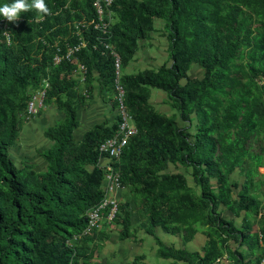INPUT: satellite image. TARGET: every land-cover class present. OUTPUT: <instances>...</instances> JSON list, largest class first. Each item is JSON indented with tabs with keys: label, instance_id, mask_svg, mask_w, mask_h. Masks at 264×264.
Here are the masks:
<instances>
[{
	"label": "trees",
	"instance_id": "1",
	"mask_svg": "<svg viewBox=\"0 0 264 264\" xmlns=\"http://www.w3.org/2000/svg\"><path fill=\"white\" fill-rule=\"evenodd\" d=\"M13 2L0 0V7ZM45 3L47 15L30 9L14 23L0 16V264H89L83 247L67 241L82 232L85 212L102 196L97 147L117 129V122L95 125L81 141L74 140L76 106L83 98L73 77L76 64L53 66L51 60L55 45L64 50L77 42L73 23L81 11L86 9L88 17L94 11L90 0L68 9L65 0ZM111 11L116 22L109 34L82 31L87 44L77 59L87 81L97 73L113 89L114 58L103 43L113 46L122 68L156 32L166 41L168 55V64L157 70L120 71L124 105L136 127L115 165L124 192L131 194L119 202L114 221L120 238L128 237L135 205L163 259L210 264L225 253L232 264H261L264 251L251 261L237 247L246 244L253 255L264 247V216L260 237L252 239L248 224L237 228L221 210L224 206L245 218L258 214L254 179L264 184L258 173L264 169V149L251 152L250 147L264 140V0H114ZM193 67L201 77L191 75ZM44 79L50 83L48 104L65 118L47 133L53 144L42 154L45 171L35 172L28 164L17 169L9 150L25 123L30 94ZM151 91L164 96L171 114L154 108ZM237 170L244 189L232 198L230 180ZM156 227L181 233L185 244L206 228L212 258L165 246Z\"/></svg>",
	"mask_w": 264,
	"mask_h": 264
},
{
	"label": "crops",
	"instance_id": "2",
	"mask_svg": "<svg viewBox=\"0 0 264 264\" xmlns=\"http://www.w3.org/2000/svg\"><path fill=\"white\" fill-rule=\"evenodd\" d=\"M138 66H135V64ZM168 64L167 44L161 33L156 32L151 36L150 41L141 42L139 49L136 51L133 58L122 69V74H135L144 70H157L162 65ZM195 68H192L191 72ZM77 78V75H75ZM74 77V78H75ZM80 89L82 86L78 85ZM86 87L89 89V98H80L79 104L76 106V120L77 127L73 132V138L76 142L81 141L83 135L93 128L95 125H104L111 127L117 122V112L114 105L113 93L111 89L104 86L100 80L99 75L95 73L92 75ZM164 96L158 91H151L150 101L154 108L161 113L165 110L156 108V104H164ZM166 106H168L166 104ZM65 118L64 113L56 107L53 103L49 102L47 108L41 112L39 116L29 122L23 124L19 131L18 138L9 150V157L14 166L19 169L25 164L30 165L35 172H44L46 163L42 158V154L51 148L52 141L47 137V133L59 125ZM101 164L106 163L105 159L100 161ZM261 169V168H260ZM124 189L117 191L115 194L119 202L123 201ZM244 217V216H243ZM145 223V221H144ZM143 223V225H144ZM131 224L139 226V219L134 211V205H131ZM114 225V224H113ZM107 226L103 230V234H110L108 240H104L103 248L101 250L102 257H112L124 249V253L132 252L138 256H143V261H147V256H156L157 247L154 239L145 233L139 237L134 238L132 241H118V237L114 236V226ZM142 225V223H141ZM118 229V227H117ZM154 233L162 243L167 247H174L176 249L182 248L181 237L178 234L164 233L160 228L153 229ZM115 233V234H114ZM203 232H198V234ZM118 235V234H116ZM203 242V239L194 235L193 239L185 246L190 247L192 243ZM194 252V250L192 251ZM100 258V257H99ZM104 260V258H102ZM166 261L171 264L169 260ZM163 263V262H162ZM111 264H114L113 262Z\"/></svg>",
	"mask_w": 264,
	"mask_h": 264
},
{
	"label": "built area",
	"instance_id": "3",
	"mask_svg": "<svg viewBox=\"0 0 264 264\" xmlns=\"http://www.w3.org/2000/svg\"><path fill=\"white\" fill-rule=\"evenodd\" d=\"M113 1L114 0H90L94 16L88 17L86 9H83V12L81 11L80 13V19L73 23L75 29L74 35L77 38V42L73 45H65L64 50H61L55 45L56 50L52 56V65L58 66L62 62L76 64L73 77L77 75L75 79L78 85L82 86L80 94L85 99L89 98V89L86 87V69L77 59V54L81 49L85 48L87 44L82 31L92 28L93 31L98 32L102 36L109 34L111 27L110 23L114 16L111 11ZM75 2H80V0H65L64 9H68L69 6ZM96 40L100 41L101 38L97 37ZM102 45L114 58L115 78L113 80V89L118 118L117 129L112 137L106 139L97 147V167L103 171L101 184L102 196L97 204L90 207L85 212L86 226L80 234L75 235L72 240L67 241L70 247L85 238L93 239V242H96V239L103 232L104 228L114 224L119 212V200L115 194L117 191L123 190L120 174L115 165L119 163L129 140L136 134L133 118L124 105V90L120 84V58L112 45L106 43ZM93 46L95 48V45ZM49 89L50 83L48 79H44L40 87L31 92L24 110L25 123L39 116L41 112L47 108L49 105L47 102ZM102 159H105L106 163L101 164L100 161ZM263 260L261 264L264 263ZM69 264H73V262ZM78 264H81L80 260H78Z\"/></svg>",
	"mask_w": 264,
	"mask_h": 264
},
{
	"label": "rangeland",
	"instance_id": "4",
	"mask_svg": "<svg viewBox=\"0 0 264 264\" xmlns=\"http://www.w3.org/2000/svg\"><path fill=\"white\" fill-rule=\"evenodd\" d=\"M116 22V17L113 16L112 18V21H111V25H113L114 23ZM130 61H128L126 64H128ZM135 66H138V64L136 63ZM195 68L191 75L193 77H201V70L198 68V67H193ZM122 69L121 67V62H120V70ZM260 84H264V81L261 80L260 81ZM111 89V92L113 93V99H114V90L112 88ZM115 101V99H114ZM157 109L159 110H165L167 111L168 114H171V110L169 109L168 106H166V104H156L155 105ZM251 152L253 151H256L258 150L259 148H263L264 149V140H260L258 139V143L256 142H251ZM169 171L171 172H176V170L173 168V167H170L169 168ZM181 172L184 173V175L186 176L187 178V181L189 184H192L191 181H190V177L189 175L186 173L185 170H181ZM258 173L261 175V176H264V169L261 170L260 168H258ZM231 183L234 184V187L233 188V192H232V198H234L236 196V194L241 191L242 189H244L243 187V181H244V177L237 171H235V173L232 175L231 177ZM254 185L255 188L254 189V193L255 195L257 196L258 198V201H259V208H258V214L257 215H251L249 218H245L243 217V215H238V216H235L233 214L230 213V211H228L224 206L222 207V215H223V219L225 221H229V220H233L235 226L237 228H241L243 224H248L250 226V233H251V238L253 239V237H256V238H259L260 237V228H261V217L264 216V184H260L259 185V181H257V178L254 179ZM253 192V190H252ZM130 195L128 192H124L123 194V201L125 199L128 198V200L130 199ZM134 211L136 212L137 216H138V219H139V223L140 225L139 226H133V224H131L130 228H129V234H128V237L126 239H121L120 236H119V231L121 230V228L119 227V225L115 224L114 223V229H113V232H115V235L116 237H118V241H132L134 238H137L140 236V234L142 233V229L145 230V226L143 225L144 221L146 224V217L138 210L137 206L134 205ZM142 223V225H141ZM118 227V229H117ZM157 228V227H156ZM155 229V228H153ZM201 230L204 232L207 231L206 228H201ZM154 231V230H153ZM200 232V231H198ZM198 232L196 233V236L197 237H200V239H203L204 240V243L203 242H198V243H192V246L190 245V247H186L184 242H182V234L181 233H178V235L181 237V242H182V248H179V249H184L186 250L187 252H192L193 250L196 251V252H200L201 255H203L204 257H207L209 259L212 258V253L211 251L209 252L207 250V238L206 236L199 233ZM140 233V234H139ZM147 234V233H146ZM110 234L106 235V234H102L101 236H99L97 239H96V242H93V239L91 241H89L88 243H84L83 242H80L78 241L77 243L74 244V247L76 246L78 249H81L83 247V252L85 253V256L89 259V264H111L112 262L114 264H168L166 261H163L164 259L159 257L157 255V252H156V256H151V255H148L147 256V261L148 262H144L143 260V256H138L135 254V253H132V252H127V253H124V249H121L119 251V253H117L116 255H113L112 257H108V259H106L107 257H102L101 256V250H102V246L104 244V240H108V237H109ZM149 235V234H147ZM151 236V235H149ZM152 237V236H151ZM153 238V237H152ZM159 238V237H158ZM86 239V238H85ZM83 240V239H82ZM155 242V241H154ZM189 243V242H188ZM228 244H233L231 241L228 242ZM156 245V244H155ZM234 246V244L232 245ZM157 247V250H158V246L156 245ZM238 249V252L242 253V254H246V258L250 259L251 261H253V259H255L259 254H260V251H264V247L261 245L260 246V249H256L255 251V254L253 255V251L251 252L246 244H243L241 247H237ZM207 250V251H206ZM100 257V258H99ZM104 258V260L102 259ZM165 260H169L171 261V264H186L182 261H175L173 259H165ZM163 262V263H162ZM209 262H211L210 264H232V261L231 260H228V257L225 253H223L222 257L219 258V259H216V260H209ZM264 262V260H263Z\"/></svg>",
	"mask_w": 264,
	"mask_h": 264
},
{
	"label": "clouds",
	"instance_id": "5",
	"mask_svg": "<svg viewBox=\"0 0 264 264\" xmlns=\"http://www.w3.org/2000/svg\"><path fill=\"white\" fill-rule=\"evenodd\" d=\"M30 9L36 10L38 13L49 14V8L45 0H14L11 4H4L0 7V16L6 19L9 23H14L18 20L20 13L27 12ZM42 18V17H40Z\"/></svg>",
	"mask_w": 264,
	"mask_h": 264
}]
</instances>
